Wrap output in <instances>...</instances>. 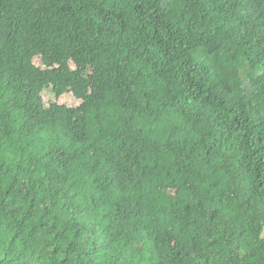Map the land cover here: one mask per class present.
<instances>
[{"label":"trees","instance_id":"16d2710c","mask_svg":"<svg viewBox=\"0 0 264 264\" xmlns=\"http://www.w3.org/2000/svg\"><path fill=\"white\" fill-rule=\"evenodd\" d=\"M0 264H264V0H0Z\"/></svg>","mask_w":264,"mask_h":264},{"label":"rangeland","instance_id":"374dc122","mask_svg":"<svg viewBox=\"0 0 264 264\" xmlns=\"http://www.w3.org/2000/svg\"><path fill=\"white\" fill-rule=\"evenodd\" d=\"M38 66H40V61L36 60L35 62ZM43 103L44 105L48 106L50 104H59V105H65V106H70L74 107L78 105V102L70 95L66 94L59 99H56V97L53 95L50 89L45 90L43 95H42Z\"/></svg>","mask_w":264,"mask_h":264}]
</instances>
